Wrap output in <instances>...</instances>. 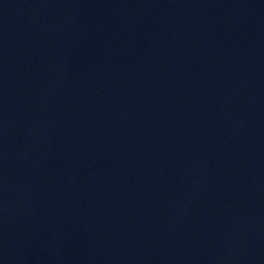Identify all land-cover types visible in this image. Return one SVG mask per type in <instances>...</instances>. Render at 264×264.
<instances>
[{
    "label": "water",
    "instance_id": "obj_1",
    "mask_svg": "<svg viewBox=\"0 0 264 264\" xmlns=\"http://www.w3.org/2000/svg\"><path fill=\"white\" fill-rule=\"evenodd\" d=\"M0 264H264V0H0Z\"/></svg>",
    "mask_w": 264,
    "mask_h": 264
}]
</instances>
